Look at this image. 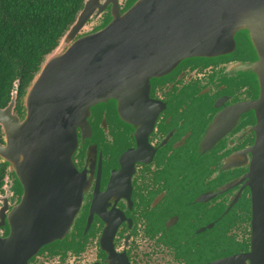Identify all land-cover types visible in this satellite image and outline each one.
Returning <instances> with one entry per match:
<instances>
[{"label":"water","instance_id":"1","mask_svg":"<svg viewBox=\"0 0 264 264\" xmlns=\"http://www.w3.org/2000/svg\"><path fill=\"white\" fill-rule=\"evenodd\" d=\"M238 44L249 58L229 59ZM223 57L229 59L225 71L253 78L262 97L253 147L258 183L264 168V0H82L20 100L15 82L0 107V264H31L69 236L85 190L74 156L96 126H105L107 112L135 136L136 149L124 159L138 158L159 110L150 99L151 83L183 62ZM254 200L264 209L261 193ZM116 227L109 221L102 237L112 264Z\"/></svg>","mask_w":264,"mask_h":264},{"label":"flooded vegetation","instance_id":"2","mask_svg":"<svg viewBox=\"0 0 264 264\" xmlns=\"http://www.w3.org/2000/svg\"><path fill=\"white\" fill-rule=\"evenodd\" d=\"M249 57L238 44L229 59ZM229 59L183 62L151 83L159 110L138 158L124 159L136 149L132 131L104 115L74 156L85 190L71 232L31 264H112L109 221L114 264H264V209L254 200L264 168L258 183L253 175L262 97L253 78L225 71ZM28 81L12 83L17 101Z\"/></svg>","mask_w":264,"mask_h":264},{"label":"trees","instance_id":"3","mask_svg":"<svg viewBox=\"0 0 264 264\" xmlns=\"http://www.w3.org/2000/svg\"><path fill=\"white\" fill-rule=\"evenodd\" d=\"M81 1L0 0V107L7 103L15 79H31L41 57L55 46ZM3 175L4 165L0 164V188Z\"/></svg>","mask_w":264,"mask_h":264}]
</instances>
